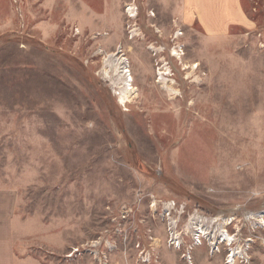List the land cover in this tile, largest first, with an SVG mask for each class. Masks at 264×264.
<instances>
[{"label": "rangeland", "instance_id": "obj_1", "mask_svg": "<svg viewBox=\"0 0 264 264\" xmlns=\"http://www.w3.org/2000/svg\"><path fill=\"white\" fill-rule=\"evenodd\" d=\"M183 7L0 0V212L69 244L53 264H264V221L245 218L264 209V0H239L217 28ZM118 51L137 88L124 103L104 63ZM159 67L176 94L156 83ZM196 214L234 216L245 257L196 245Z\"/></svg>", "mask_w": 264, "mask_h": 264}, {"label": "crops", "instance_id": "obj_2", "mask_svg": "<svg viewBox=\"0 0 264 264\" xmlns=\"http://www.w3.org/2000/svg\"><path fill=\"white\" fill-rule=\"evenodd\" d=\"M238 4L239 0H183V9L196 13L203 26L217 28L233 22L230 12L237 13ZM17 219V209L0 212V264H53L48 256L61 254L68 247L69 244L53 243V235L44 223ZM72 249L73 256L80 251V247ZM94 260L101 264L96 255ZM94 260H79L77 264H96Z\"/></svg>", "mask_w": 264, "mask_h": 264}, {"label": "bare ground", "instance_id": "obj_3", "mask_svg": "<svg viewBox=\"0 0 264 264\" xmlns=\"http://www.w3.org/2000/svg\"><path fill=\"white\" fill-rule=\"evenodd\" d=\"M127 13L130 18H134L137 14V8L133 5H128L127 7ZM155 14H151V16H154ZM133 35L132 38L137 36L136 29H133ZM181 33H177L176 37H179ZM264 47V45H263ZM148 49L152 51L156 56H158L161 52H163V48L160 46H156L155 44H151ZM171 54L173 56H176L181 59L183 53L182 49H179L178 47H173L171 49ZM104 63L106 72L108 73L109 77L111 76L110 73L117 76L118 81L112 79L113 83H117L120 90L118 91V95L120 97V102L124 103L126 100H133L135 99L137 93V88L135 86V79L133 76V73L131 71V65L130 60L126 58L123 54H120V51L118 52H112L108 55H105L104 57ZM199 62H194L192 64L186 63L185 69H192V73L195 72V70L198 68ZM170 72L168 67L161 68L159 67L157 71V80L156 83L159 84L160 88L167 92L169 95L176 94L177 90L174 88L175 81L174 79L170 78ZM191 74H188V77H190ZM175 99V97H171L170 100ZM167 208L172 207L171 202L166 203ZM153 207H155V201L153 204ZM245 218L248 221H264V209L258 210V211H249L245 214ZM235 220L234 216H224L223 214H218L217 216H206L203 214H196L191 216L190 222L186 227V231L189 235H192L196 245H201L202 240H206L209 245L211 244L213 247L219 248V245L221 243H225L226 246L229 247V253L227 259L234 263L236 261V258H244L245 257V249L242 247V245H239L240 237L238 235H234L229 231V226L232 225ZM238 227L235 229L237 230ZM240 229H238V232ZM174 237L181 242L182 239H180V236L178 235V232L175 230L173 233ZM178 242V241H177ZM238 243V246H237ZM101 244L100 241H93L91 243L92 246H99ZM241 244V242H240ZM97 251H94L96 253ZM98 260L101 261V264L103 263V260L101 257H97ZM191 260V256L188 258Z\"/></svg>", "mask_w": 264, "mask_h": 264}, {"label": "built area", "instance_id": "obj_4", "mask_svg": "<svg viewBox=\"0 0 264 264\" xmlns=\"http://www.w3.org/2000/svg\"><path fill=\"white\" fill-rule=\"evenodd\" d=\"M184 209V208H183ZM228 260V259H227ZM231 263V262H230ZM189 264H192L191 262Z\"/></svg>", "mask_w": 264, "mask_h": 264}]
</instances>
